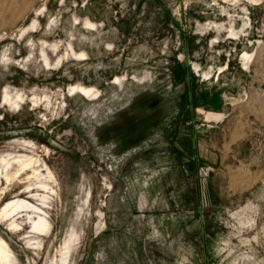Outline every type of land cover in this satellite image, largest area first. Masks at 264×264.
Masks as SVG:
<instances>
[{
  "label": "rangeland",
  "instance_id": "rangeland-1",
  "mask_svg": "<svg viewBox=\"0 0 264 264\" xmlns=\"http://www.w3.org/2000/svg\"><path fill=\"white\" fill-rule=\"evenodd\" d=\"M0 242L264 264V0H0Z\"/></svg>",
  "mask_w": 264,
  "mask_h": 264
},
{
  "label": "bare ground",
  "instance_id": "bare-ground-1",
  "mask_svg": "<svg viewBox=\"0 0 264 264\" xmlns=\"http://www.w3.org/2000/svg\"><path fill=\"white\" fill-rule=\"evenodd\" d=\"M244 57H245V55H244ZM246 58V57H245ZM20 202V201H19ZM17 203V202H16ZM21 204H22V202H20ZM8 205H7V207H10V205H12V204H10V203H7ZM13 205H14V202H13ZM16 205V204H15ZM17 206V205H16ZM32 209H34V208H32ZM31 209V210H32ZM35 210H37V209H35ZM34 211V210H33ZM34 230H36V231H38L40 234L41 233H43L44 232V230H46V225H45V223L43 222L42 224H36L35 225V229ZM38 232H36V233H38ZM42 235V234H41ZM6 246L2 243V242H0V264H8V252L6 251V248H5Z\"/></svg>",
  "mask_w": 264,
  "mask_h": 264
},
{
  "label": "water",
  "instance_id": "water-1",
  "mask_svg": "<svg viewBox=\"0 0 264 264\" xmlns=\"http://www.w3.org/2000/svg\"><path fill=\"white\" fill-rule=\"evenodd\" d=\"M184 66H185V69H187V64H186V61H184ZM186 74V73H185ZM188 81V75L186 74V76H185V82H187ZM189 92L187 93V96H186V98H187V101H189ZM199 222H200V220H199Z\"/></svg>",
  "mask_w": 264,
  "mask_h": 264
}]
</instances>
